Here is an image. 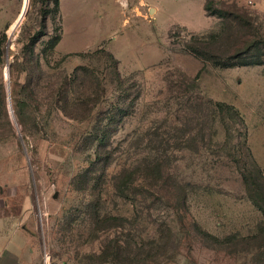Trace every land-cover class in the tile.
I'll return each instance as SVG.
<instances>
[{
	"label": "rangeland",
	"instance_id": "1",
	"mask_svg": "<svg viewBox=\"0 0 264 264\" xmlns=\"http://www.w3.org/2000/svg\"><path fill=\"white\" fill-rule=\"evenodd\" d=\"M205 2L222 16L207 15ZM22 4L0 0V213L17 212L28 195L41 264H264L240 250L244 243L214 244L193 226L222 239L261 218L242 173L264 196V63L220 67L186 46L233 55L262 39L247 55L264 61V0H29L10 32ZM246 18L258 37L238 23ZM219 29L218 40L198 44ZM116 60L126 102L137 98L100 142L101 112L119 93ZM197 73L183 96L179 79L188 85ZM84 83L106 85L93 109L96 94ZM77 87L88 106L74 118ZM208 99L232 105L242 120L219 114L210 135L207 116L189 110ZM128 177L136 190L124 197L118 187ZM129 243L132 254L126 247L109 256V247Z\"/></svg>",
	"mask_w": 264,
	"mask_h": 264
},
{
	"label": "trees",
	"instance_id": "2",
	"mask_svg": "<svg viewBox=\"0 0 264 264\" xmlns=\"http://www.w3.org/2000/svg\"><path fill=\"white\" fill-rule=\"evenodd\" d=\"M53 1L55 2V4H57L58 0H53ZM208 6H209L208 3L205 2L203 9L206 11L207 15H215L218 17L222 16V12L210 11ZM233 18L235 21L236 20L235 17H233ZM238 23H240V25L242 27H244L245 31L248 34H250V35L254 34L256 36L258 35V30L255 27V25H253V22L251 21L250 18L243 19V21L238 22ZM252 31H254V32H252ZM221 33L222 32L219 29L216 32H211L207 35H201V36L197 37V38L201 39V41L199 40L198 44H201L204 46V44H203L204 41H202V40H204V39L206 40L208 38H215V41H216L220 38ZM4 38H5V33L0 36V45L3 42ZM59 39L60 38L58 35L52 37L48 41L46 49H48V50L52 49L59 42ZM256 40L257 39L255 38L254 41H256ZM260 41H262V39L254 42L255 43L254 45H250L249 48L247 49L249 51L245 50V51H242L240 53L233 54V55H221L218 52L206 51L205 47L202 48L201 46H195V45H192L191 43H188L186 46L190 52H192L193 54L202 58L205 61L211 62L213 65L220 66V67H234V66H240V65L264 63L263 59L260 56V53H257V54L253 53V54L247 55V53H250V51L254 47L258 46L257 42H260ZM99 50H102V49H99ZM103 51H105V50H103ZM242 53L243 54L245 53V55H243ZM108 55H110L112 57L111 53H108ZM0 60H1V53H0ZM115 62H116V65L113 66V70H112L113 73L111 74L114 76V78L111 82H116L115 83V85H116L115 89L119 90V93L117 96H115L114 100H111L109 102V104L105 106V110L101 112L102 114H104V117H102L103 118L102 122H100V120H99V122L101 123V126L99 128V132H97V135H96L97 140H99L100 142L104 141V137H106V136L108 137L107 130L109 127L116 129L119 122H121L123 120L124 116L133 112L132 108L134 107V100L137 98V97L136 98L134 97V99L130 100L129 102H126V95H127L126 92L127 91H126L125 87H123L124 86L123 78L120 76V73H119L118 68H117L118 60H116ZM82 69H83V73L87 72V69H85V67L79 68V70H82ZM198 76L199 75L197 73L194 78H192L191 80H188L187 81L188 85L185 83V77L184 76H183V78H180L179 84L183 85V88L178 90V92L182 93V95L185 96L186 93L189 91V89H191V87L194 88L195 86H197L196 81L198 79ZM189 82H190V85H189ZM83 85H85V83ZM85 86H84V88L90 89V91L92 88L91 92L96 94V98H95L94 103H93L94 105H92L90 108V109H93L94 107H96L100 104V102L98 101V98L100 97V95L102 96L103 94H106V85L103 84L101 86V84H97V83L93 84L92 83V85L88 84ZM68 88H70V87H68ZM78 90H79V92H77V94H76L77 96L75 97L74 101L72 102L73 104H71V106L74 108V112H75L73 114L74 118H76V116H78V117L84 116L85 117V115L87 114L88 104L85 102L87 97L83 96L82 89L78 88ZM197 98L201 99V97H199V96H197ZM88 100H89V95H88ZM204 103H205L204 108H201L202 103H197V104H200V107H198L196 105H190L189 110H193V114L196 115L197 117L202 116V114L204 116H207V121H208V119L210 121V124L208 123L210 135L216 134L215 129H214V131H212L213 130V123L215 121V117H217V115H219V114H228L231 116V118H234V119L236 118V119H239L240 121L242 120L238 114V111L236 109H234V107L232 105H229V104L221 102V101L213 102L211 99L204 101ZM195 106L197 108H195ZM189 110H188V112H189ZM184 114H185V115H183L184 117L182 116L183 118H185V116L188 115L186 112ZM177 116H179V115H177ZM177 116H175V118L179 119V117H177ZM187 130H189V127L184 129L183 132H181V135H186L188 133ZM210 130H211V132H210ZM109 132H111V131H109ZM237 132H238L239 137L242 138V136H243L242 131L239 130ZM225 134H226L227 142H228V140L230 138L228 128L225 129ZM201 135L204 136L205 134L202 133ZM187 140L188 139L186 138L185 141H187ZM162 142L167 144L170 142V138L162 139ZM240 142L241 141H238L237 143H240ZM234 146L235 145H233L230 148L232 149ZM189 150H191V149H189ZM194 152H196V150ZM228 154H230V153H227V155ZM155 164H158V163H155ZM155 164L152 165L151 167L146 168V171L149 172L150 175L153 174L152 171L154 170ZM155 170H158V167H155ZM254 172L261 176V171L259 170V168L256 167L254 169ZM127 179H128V181H126L127 183L118 187L121 196H124V197H129V195L134 193V191L136 190L134 188L135 186H133V182H129V177ZM242 179H243V182L245 183V185L247 187V194H248L249 199L257 207V209L261 213V218L255 223L252 231H249L245 235H242L239 232H235L232 234H228L221 239L219 237H215L213 235H210V234L206 233L205 231H201V229L199 227H197L196 225H193V226L195 228H198L197 230L202 232L201 234L211 237L214 244H222L223 242L244 243V247H242L240 250H242V251H256L259 257L264 258V196H260V195L257 196L255 193L256 192L255 189L254 188L250 189L251 178H250L248 171H246V173L245 172L242 173ZM257 181L258 180L256 179L255 188L262 189L261 184L258 183ZM142 187L144 188L145 193L153 194L154 192H156L152 188H146L145 185H143ZM179 187L181 188L179 191L182 192L181 194L183 196L182 200L185 202L186 197H187V192L183 191V186L182 187L179 186ZM187 187H189V185L184 186V188H187ZM140 189H142V188H140ZM126 247L130 248L129 253L132 254L133 252L130 251V250H132L130 243L124 247L117 246L114 244L113 246L109 247V251H111L109 253V256L113 255V258H116V256H118L122 252V250H121L122 248L124 250H127ZM240 250H238V251H240ZM136 256H134V257H136ZM138 258H140V257H138ZM136 260L137 261H135L134 259H130L128 261V259H127V264H141V261H144L143 259L142 260L136 259ZM258 260H260V259H258ZM262 262H264V260Z\"/></svg>",
	"mask_w": 264,
	"mask_h": 264
},
{
	"label": "crops",
	"instance_id": "3",
	"mask_svg": "<svg viewBox=\"0 0 264 264\" xmlns=\"http://www.w3.org/2000/svg\"><path fill=\"white\" fill-rule=\"evenodd\" d=\"M32 219L28 195L17 212L0 213V264H41Z\"/></svg>",
	"mask_w": 264,
	"mask_h": 264
},
{
	"label": "bare ground",
	"instance_id": "4",
	"mask_svg": "<svg viewBox=\"0 0 264 264\" xmlns=\"http://www.w3.org/2000/svg\"><path fill=\"white\" fill-rule=\"evenodd\" d=\"M28 6H29V0H23V4H22V7H21V11H20V13H19V15H18L16 21H15L14 23H12V25H11L10 28H9V31H10V32L15 28L16 23H19V22L22 20L24 14H25L26 11H27ZM18 26H19V25H18ZM18 26H17V27H18ZM11 37H12V36H11ZM7 49H8V48H7ZM6 75H7V74H6Z\"/></svg>",
	"mask_w": 264,
	"mask_h": 264
},
{
	"label": "water",
	"instance_id": "5",
	"mask_svg": "<svg viewBox=\"0 0 264 264\" xmlns=\"http://www.w3.org/2000/svg\"><path fill=\"white\" fill-rule=\"evenodd\" d=\"M17 24H18V23H16V25H17ZM16 25H15V26H16ZM6 74H7V77H8V75H9V70H8V69L6 70Z\"/></svg>",
	"mask_w": 264,
	"mask_h": 264
}]
</instances>
